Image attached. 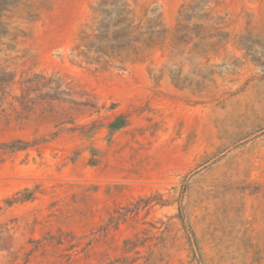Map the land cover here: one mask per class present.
<instances>
[{
    "label": "rangeland",
    "instance_id": "rangeland-1",
    "mask_svg": "<svg viewBox=\"0 0 264 264\" xmlns=\"http://www.w3.org/2000/svg\"><path fill=\"white\" fill-rule=\"evenodd\" d=\"M0 264H264V0H0Z\"/></svg>",
    "mask_w": 264,
    "mask_h": 264
},
{
    "label": "trees",
    "instance_id": "trees-1",
    "mask_svg": "<svg viewBox=\"0 0 264 264\" xmlns=\"http://www.w3.org/2000/svg\"><path fill=\"white\" fill-rule=\"evenodd\" d=\"M13 147H15V146H13ZM20 147V146H19Z\"/></svg>",
    "mask_w": 264,
    "mask_h": 264
}]
</instances>
